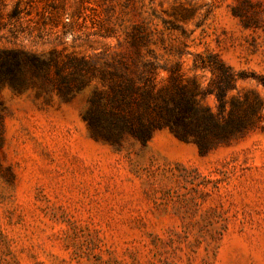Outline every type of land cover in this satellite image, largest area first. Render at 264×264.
Here are the masks:
<instances>
[{"label":"rangeland","instance_id":"obj_1","mask_svg":"<svg viewBox=\"0 0 264 264\" xmlns=\"http://www.w3.org/2000/svg\"><path fill=\"white\" fill-rule=\"evenodd\" d=\"M134 26L145 59L179 61L200 88L214 75L195 55L218 54L247 75L227 99L264 113V0H0V50L59 62L130 54ZM101 85L0 86V264H264V129L206 155L168 128L115 146L84 120Z\"/></svg>","mask_w":264,"mask_h":264},{"label":"trees","instance_id":"obj_2","mask_svg":"<svg viewBox=\"0 0 264 264\" xmlns=\"http://www.w3.org/2000/svg\"><path fill=\"white\" fill-rule=\"evenodd\" d=\"M142 30L134 26L129 34L130 54L102 62L76 55L59 62L53 54L46 58L20 49L0 50V86H30L40 79L50 82L60 95L70 96L99 76L103 85L92 90L84 120L96 139L115 146L128 138L145 145L157 130L168 128L180 139L193 140L206 155L252 130L264 129L263 106L257 97L252 102L227 99L236 80L247 77L243 71H236L216 53H198L194 67L209 68L214 75L200 88L194 79L185 80L179 61L168 67L156 57L145 59L143 49H152ZM160 68L169 71L168 85H158ZM209 94L216 98L215 110L203 103Z\"/></svg>","mask_w":264,"mask_h":264}]
</instances>
